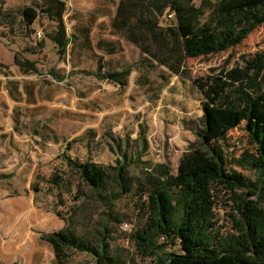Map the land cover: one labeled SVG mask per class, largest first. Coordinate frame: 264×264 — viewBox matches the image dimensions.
<instances>
[{"label": "rangeland", "instance_id": "obj_1", "mask_svg": "<svg viewBox=\"0 0 264 264\" xmlns=\"http://www.w3.org/2000/svg\"><path fill=\"white\" fill-rule=\"evenodd\" d=\"M117 1L67 0L65 22L72 42L66 55L60 56L47 39L52 22L41 16L33 28L23 25L19 11L32 0H0V7L4 5L14 16V26L0 19V264H55L53 248L42 240L43 234L68 225L93 239L106 223L108 206L64 163V152L81 161L114 164L116 154L109 150L105 133L132 143L143 123L148 126L149 141L145 159L169 162L177 173L183 154L198 143L202 96L188 78L170 75L157 64L140 63L129 87L121 90L92 74L98 57L104 58L109 70L141 60L140 50L126 40L119 42L115 53L102 49L101 43L112 40L110 20ZM195 2L199 5L201 0ZM37 32L42 38H37ZM90 33L91 41L85 36ZM256 53H264V25L233 49L188 59L186 72L203 77L212 69L241 64L242 57ZM16 55L35 61L40 74L25 73L15 64ZM223 146L230 155V169L255 179L253 171L236 162L246 151L256 152L244 126L231 131ZM58 176L78 185L80 192L63 188L60 196L48 182ZM216 197L218 226L229 230L234 212L231 193L218 189ZM140 207V200L128 195L112 211L125 222L110 223L109 251L127 264L150 263L127 236L136 229ZM167 250L181 252V247L177 244ZM68 264H95V260L75 253Z\"/></svg>", "mask_w": 264, "mask_h": 264}, {"label": "trees", "instance_id": "obj_2", "mask_svg": "<svg viewBox=\"0 0 264 264\" xmlns=\"http://www.w3.org/2000/svg\"><path fill=\"white\" fill-rule=\"evenodd\" d=\"M3 7L0 19L13 25L12 11ZM66 11L67 0H32L19 15L25 28H33L41 16L52 22L47 39L64 56L72 42ZM171 14L173 18H169ZM163 20L169 23L163 24ZM262 25L264 0H201L199 5L195 0H119L112 30L140 50L141 60L109 70L104 58L98 57L92 74L121 90L129 87L140 63L157 64L170 75L188 78L202 96L198 143L183 154L177 173L169 162L145 159L149 141L148 126L143 123L132 143L105 133L109 150L116 154L114 164L81 161L64 152V163L109 211L93 239L68 225L43 234L42 240L53 248L55 264H68L75 253L91 255L95 264H127L110 253L109 238L113 234L110 223L125 222L112 211L128 195L140 200L142 214L135 231L127 236L137 252L150 259L149 264H264V53L242 57L241 64L212 69L203 77L186 72L188 59L233 49ZM118 48L111 46L108 53ZM15 64L25 73L40 74L35 61L16 55ZM241 126L256 152L246 151L236 162L253 171L255 179L231 170L230 155L224 151L229 133ZM48 182L60 196L63 188L72 192L75 187L80 192L78 185L61 176ZM218 189L231 193L233 203L231 226L225 231L215 214ZM177 244L181 252L167 250Z\"/></svg>", "mask_w": 264, "mask_h": 264}, {"label": "crops", "instance_id": "obj_3", "mask_svg": "<svg viewBox=\"0 0 264 264\" xmlns=\"http://www.w3.org/2000/svg\"><path fill=\"white\" fill-rule=\"evenodd\" d=\"M103 1V0H102ZM118 3H119V0L117 1V3H116V8H117V5H118ZM115 14H116V12H115ZM115 14H113L112 16H111V20L113 19V17L115 16ZM111 20H110V22H111ZM110 32H111V37H112V40H109V41H106L105 43H101L102 44V46H103V48L102 49H104V50H106L107 52L109 51V49L111 48V46H118L119 45V42H122L123 40H126V39H124V38H121L119 35H116V34H114V32H113V30H112V27L110 26ZM70 36V35H69ZM85 36H86V40L89 38L90 39V41H91V38H92V35H91V33L89 34V37H88V35H86L85 34ZM91 36V37H90ZM74 38L75 39H78L79 38V35L78 34H75L74 35ZM127 41V40H126ZM87 42V41H86ZM85 42V43H86ZM85 43H83V44H85ZM130 43V42H129Z\"/></svg>", "mask_w": 264, "mask_h": 264}, {"label": "built area", "instance_id": "obj_4", "mask_svg": "<svg viewBox=\"0 0 264 264\" xmlns=\"http://www.w3.org/2000/svg\"><path fill=\"white\" fill-rule=\"evenodd\" d=\"M169 18H173V15H169ZM37 38H42V34L40 32H37ZM164 240V238H162Z\"/></svg>", "mask_w": 264, "mask_h": 264}]
</instances>
